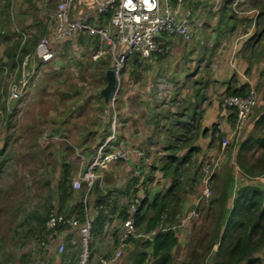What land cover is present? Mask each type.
<instances>
[{"label":"rangeland","instance_id":"374dc122","mask_svg":"<svg viewBox=\"0 0 264 264\" xmlns=\"http://www.w3.org/2000/svg\"><path fill=\"white\" fill-rule=\"evenodd\" d=\"M78 1L74 2V16L79 13L76 7ZM191 1L193 5L199 2L202 14H206L210 21L220 14L219 9H213L217 0H188V6L194 12L198 7L194 9ZM254 2H257L256 7ZM4 3L9 8L14 32L8 31L5 26L2 28V36L20 41V32L25 33L27 37L30 36L28 40L35 49L24 55L22 63L27 56L29 59L23 68V74L21 70L17 72V65L12 70L2 68L4 71L0 76V101L5 108L0 110V134L3 137L1 140H8L7 148L2 149L4 151L0 154V264H20L27 260L37 263L42 259L32 253L33 248L43 247L60 235L59 232L54 234V231H48L46 225L45 228H39L34 216L40 213L41 217H47L52 211L59 209L56 171L62 159L65 157L71 164L73 179L77 178L79 173L86 170L88 160L101 142V136L106 135L107 128L110 129V125L112 128L113 122H116V146L134 152L143 151L145 157L142 164L147 170L144 174L149 172L145 178L153 176L148 180L149 191H164L170 179L164 177L160 169H156L161 158L169 154L165 148L168 142L164 125L168 122L164 115L168 110H178L179 105L189 106L192 96L190 90L201 92L207 79L212 80V75L208 64L202 65L199 71L201 76L196 79L199 78L203 85L200 83L194 86L193 81L196 79L190 75V60L194 58L198 61L201 55L194 53L200 48L193 51L194 39L190 43H184L181 39L170 38V43L163 46V53L144 60L141 66L133 64L132 60L128 62L125 73L121 76L116 101L110 100L103 108L102 101L105 100L101 90L107 85L103 81V72H106L104 67L106 64L111 69L114 63L108 45L100 39H86L81 44L76 36L66 40L56 38L53 31L54 15L59 0H6ZM238 9L246 13L233 11L234 21L250 25L257 14L263 12L264 0H242ZM84 12L88 15L86 19L92 24H99L103 20L99 17L93 21L91 8ZM105 21L109 19L105 18ZM244 34L242 28L236 38L241 40ZM50 35L54 36L56 55L44 61L39 58V44ZM226 47L224 44L223 48ZM23 77L28 82V87L24 89L20 100L13 101L8 106L10 113L13 108L16 109L12 117L7 108L9 94L12 86L23 80ZM216 88L214 84L212 89L215 91ZM253 88L259 101L260 91L256 86ZM212 94L213 91L207 89L205 99H201L198 107L203 114L201 119L210 106ZM217 96L220 105L224 106L228 96ZM154 120H160V123L156 124ZM217 120L220 121V118ZM43 136H57V140H61L58 143L57 140L49 139L46 142L48 149L39 148L41 141L36 139H42ZM32 142L35 144L33 150L30 148ZM228 144L218 140L210 149L207 146L212 151L211 154L205 149L184 178L182 195L186 202L177 226L180 244L174 250L176 264L190 260L193 264L199 261L205 248H200L198 242L203 239L207 244L216 227L215 211L213 209L211 213L209 210L210 201L220 195L227 179L232 180V188H235V177L239 180L240 174H233L235 165L232 156L235 147ZM225 154L227 159L222 162L221 157ZM139 160L140 157L134 159L136 162ZM134 166L129 161L122 160L99 169L96 174H100L101 178L96 183H99L103 191L119 193L120 202L128 205L137 197L130 200L129 195H124L134 176ZM261 178L264 176L253 177L251 180ZM82 189H86L88 194L86 184ZM80 192H76L77 197ZM131 193L133 194L132 191ZM77 197L74 198L75 202L79 200ZM92 198L94 201V197ZM92 205L94 206L93 203ZM59 229L64 230L65 227ZM72 232V235L67 233L64 246H70L79 254V235L76 231ZM68 235H71L70 241ZM103 248L108 250V245L103 244ZM213 249L216 251L218 245ZM194 253L200 255L196 256ZM192 255L196 258L192 259ZM212 257L213 254L205 261H200V264H209Z\"/></svg>","mask_w":264,"mask_h":264},{"label":"trees","instance_id":"16d2710c","mask_svg":"<svg viewBox=\"0 0 264 264\" xmlns=\"http://www.w3.org/2000/svg\"><path fill=\"white\" fill-rule=\"evenodd\" d=\"M256 6L257 2H254V7ZM260 15L263 16L264 14L260 13ZM107 18L109 19L110 17L107 16ZM86 35L83 33L76 35L81 44L85 43L86 39H97L99 41V37H87ZM95 42L97 43V41ZM20 44L21 38L20 41H15L13 51L11 50L12 52L7 51L5 53L8 58L5 65L0 59V67L6 66L11 70L16 68L18 61L17 52ZM34 49L35 47L32 42L28 40L23 48V54L25 55ZM131 60L133 64L141 66L143 61L148 59H144L140 55L133 56L127 61L125 68L122 70V75L125 73L128 62ZM104 68L107 71L109 66L107 67L105 64ZM103 81L107 82L106 72H103ZM250 89L251 87L248 84L239 87L230 85L226 91V95L245 97L249 94ZM201 99V93L197 92L194 94V101L190 102L189 106L183 107L179 105L178 110H168L164 115L165 120L168 122L166 124L167 127L164 125L168 142L165 148L169 154L167 153L166 156L161 158V166L158 165L156 169H160L164 177L170 179V183L166 189L164 191L154 190L150 192L148 180L153 176H149L146 179L145 177H147L149 172L144 174V171L147 170L143 167L141 174L133 176L131 184H129L124 192V195H129L130 200L138 196L139 192L144 191L146 194L136 214V227L147 237H131L129 239L130 245L143 247L142 250L132 253L130 257L132 264H176L174 250L180 244L177 226L180 224L179 216L186 202L182 195L185 188L184 178L190 172V168L197 163L199 155L205 151L198 144L199 140L209 138L208 148L210 149L218 140L222 141L226 136V134L218 130L217 125H214L212 131L203 127L201 119L203 114L198 110ZM106 104V102L102 101L103 108L106 107ZM224 108L228 109L225 104ZM228 110L231 111V119L233 118L236 123L235 110ZM15 113L16 109H13L11 113L9 112V115L13 117ZM155 116L160 119L158 115ZM160 120L154 121L156 124H159ZM109 127L110 129L107 128L108 133L101 136V142L98 146L105 142L112 134L111 125ZM242 149H244L243 144L240 146L239 153H241ZM206 151L210 150L207 149ZM130 155L131 159L138 157L134 151H131ZM144 157L139 162L142 163ZM241 159V156L238 157L237 164L241 165ZM246 159L243 158L244 162ZM61 163L60 178L56 187L59 207L57 211L59 214L66 216L75 215L82 221L88 207L97 210L93 224V242L91 245V255H93V249L97 242L105 237L107 233L106 226L112 222V216L121 218L123 221L126 220L129 205H124L120 202L119 193L114 194L112 190L108 192L101 190L99 183H95L88 194H86V189L80 190L81 192L74 190L72 184L74 180L73 168L65 157ZM242 171L244 178L249 181L253 177L264 176V169L261 172H255L252 168L249 169V167L245 168L242 166ZM231 181L227 179L223 184V191L220 192V195L210 201L209 210L214 209L213 211H215L216 227L213 233H211L207 244L203 239L198 242V246L205 249L203 254H201V258L197 257L199 261H196L197 263L193 262V264H200V261H205L212 254L213 260L209 264H264V188L263 186L253 184H245L238 188H232ZM76 192H80L79 197H77ZM76 197L79 200L75 202L74 198ZM92 197H94V201ZM86 198L87 204L84 203ZM105 210L108 211V214H105ZM34 217L38 222V227L45 228L48 216L41 217L40 213H36ZM64 230H67V228ZM59 231L61 229L54 231V234ZM119 237L120 234L118 235L116 231L114 236L115 245L113 246L115 249L118 246ZM215 245H218L216 251L213 249ZM194 255L198 256L200 254L194 253ZM196 256L192 255L190 257L195 259ZM181 264H192V261L182 262Z\"/></svg>","mask_w":264,"mask_h":264},{"label":"built area","instance_id":"2783aa9c","mask_svg":"<svg viewBox=\"0 0 264 264\" xmlns=\"http://www.w3.org/2000/svg\"><path fill=\"white\" fill-rule=\"evenodd\" d=\"M223 1L217 0L214 5L215 9H220ZM74 2L75 0H59L54 15V35L58 39L66 40L83 33L99 37L104 44L108 45L114 58L112 69L115 70L117 78V85L111 96L112 102L116 101L122 70L129 59L135 55H140L144 59H152L157 54L163 53L165 38H177L184 43H190L195 36L194 13L188 6V0H92L93 10L98 17L104 20L99 24H92L82 17L72 15ZM232 2L235 13H246L238 9L242 0H232ZM107 16L110 17L109 21H105ZM20 34L21 44L17 52V72L21 70L23 74V68L29 59V56H27L22 63L24 59L23 48L30 36L27 37V34L22 32ZM39 49L40 59L44 61L52 59L56 55L54 36L50 35L48 39H43L39 44ZM27 87L28 82L25 81L24 77L23 80L12 86L7 103L9 112L11 111L8 107L10 103L20 100L24 89ZM257 101L258 96L254 88H251L249 94L245 97H226L225 106L236 112L234 136L240 135L249 126L251 113L256 107ZM115 126L116 122H113L112 134L95 149L87 162L86 170L79 173L77 178L73 180L74 190H80L86 184L89 192L96 181L101 178L100 174H96L97 170L104 169L106 166L118 161L131 160L129 149L116 146ZM136 154L140 159L144 157L142 151H136ZM139 161L134 166V176L141 174L143 166ZM145 197L146 194L141 192L128 204V216L121 224L119 243L115 253L110 260L98 264H110L120 260L130 246L129 239L131 237H147L136 227V214ZM84 203L87 204V198ZM96 214V209L88 208L82 221L75 215L66 216L59 214L58 211H52L48 215L46 222L48 231H56L65 227L78 233L80 244L77 264H92L91 245ZM105 214H108L107 210H105ZM105 239L106 241L110 239L109 233L106 234ZM64 248L62 242L60 251H63Z\"/></svg>","mask_w":264,"mask_h":264},{"label":"crops","instance_id":"0c3cea01","mask_svg":"<svg viewBox=\"0 0 264 264\" xmlns=\"http://www.w3.org/2000/svg\"><path fill=\"white\" fill-rule=\"evenodd\" d=\"M91 1L92 0H79L76 5L79 9V13H77L76 16L86 19L88 15H86L84 11L89 10V8L93 10ZM4 2H6V0H0V59L5 65L8 60L5 53L7 51H13L15 39L13 37L8 38L2 36V28L5 26L8 31L12 30L14 32L12 19L9 15V8ZM232 4V0H224L219 9L220 14L211 18L210 21L206 14H202L203 9L200 7L199 2H195L194 5L192 3L194 9L198 7L193 12V24L196 30L193 38V51L200 48V50H197L194 54L199 53V56H201L197 62L194 58H191L190 75H193L194 79L199 77V71L202 65L204 66L208 64V67L211 69L212 80L207 79L208 82L206 83V86H204L200 92L202 98L205 99V91H207V89L208 91H213L210 106L202 119L203 127L212 131L216 124L218 130L226 134L223 139L224 144L226 145L228 142V145L235 147L232 156L235 165V173L233 174L235 176L240 174L238 177L239 180H237L236 177L234 179L235 188L245 184L259 185L264 188V178L249 181L246 180L242 174V166L245 168L249 167V169L252 168L255 172H261L264 169V85H262L264 84V15L262 16L259 14L255 18L257 20L254 19L250 22V25H242L240 22L237 24L234 21L235 14L233 13ZM213 9L216 10L214 7ZM89 13L91 12L89 11ZM260 13L264 14V10ZM93 14V21L98 20L99 17L94 10ZM242 28L244 29L245 34L242 35V39L239 40V38H236V35ZM168 43H170V38H165L164 45H167ZM224 44L227 45L226 48H223ZM2 68L8 67H0V76L4 71ZM200 83L203 85L199 78L193 81L194 86L199 85ZM214 84H216L217 88L215 91L217 90V92L212 89ZM244 84L250 85L251 88L255 86L258 87V90L262 93L260 94L259 92L260 99L257 107L253 111L249 126L242 135L234 136L235 122L233 118L231 119V111L224 108L223 105H220V100L217 95H226V91L230 85L239 87ZM37 93L38 92H36V94ZM195 93L196 91L194 92V89L190 90V96L192 95L190 99L191 102L194 101L193 98ZM1 103L2 102L0 101V110L3 111L5 108L3 104L1 106ZM218 118H220V121L217 120ZM52 123H54L53 120ZM1 136L2 135L0 134V154L4 151L2 149H6L8 146V140H1L3 138ZM49 139L56 141L57 136L53 138H50L49 136L48 138H46V136H43L42 139L41 137L37 138L36 141H41V144L38 145V147L48 149L49 147L46 146V142L49 141ZM60 140L61 139L58 138V143ZM34 142H32V146H30L32 150L35 145H33ZM208 142L209 138L200 139L198 144L203 149H207ZM241 144H243L244 149L239 153ZM211 152L212 151H209L208 154H211ZM240 156L242 158L241 165L237 164V159ZM243 158H247L245 162ZM225 159H227L226 154L221 157V161L224 162ZM136 161L132 158V160L129 161V164L135 165L137 163ZM61 166L62 163L56 171L58 180L60 178ZM112 218V222L106 226V231L109 233L110 239L106 241L105 237H103L97 242L93 249L92 264H98L105 260H110L115 253L116 249L113 248L115 245L114 236L116 231L118 235L120 234L118 231L121 230L120 228L123 220H121V218H115V216H112ZM67 233L72 235L73 232L71 229L61 230L59 231L60 235L53 239L54 241H51L49 244H44L43 247L33 248L32 253H35L38 258L42 259L41 262L37 261V263H35V261L28 262L27 260L25 263L22 262L20 264H77L79 254H76L70 246H67V248L65 247L63 251H60V244L62 242L65 244ZM71 235L67 236L69 237V241ZM103 244L108 245V250H105V247L103 248ZM142 249L143 247L141 246L136 247V245L131 244L120 260L111 262L110 264H132L130 261L132 253Z\"/></svg>","mask_w":264,"mask_h":264},{"label":"water","instance_id":"95a60500","mask_svg":"<svg viewBox=\"0 0 264 264\" xmlns=\"http://www.w3.org/2000/svg\"><path fill=\"white\" fill-rule=\"evenodd\" d=\"M106 87L101 91V95L103 96L106 103L110 102L111 96L115 91L117 85V78L114 69H108L106 72Z\"/></svg>","mask_w":264,"mask_h":264}]
</instances>
